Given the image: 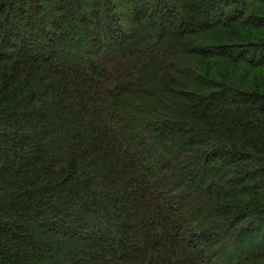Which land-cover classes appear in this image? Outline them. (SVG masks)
Wrapping results in <instances>:
<instances>
[{
    "label": "trees",
    "instance_id": "obj_1",
    "mask_svg": "<svg viewBox=\"0 0 264 264\" xmlns=\"http://www.w3.org/2000/svg\"><path fill=\"white\" fill-rule=\"evenodd\" d=\"M0 264H264V0H0Z\"/></svg>",
    "mask_w": 264,
    "mask_h": 264
}]
</instances>
